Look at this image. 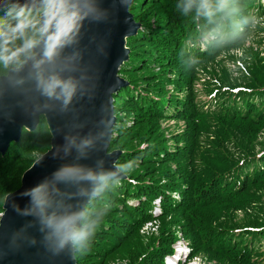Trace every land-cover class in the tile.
Wrapping results in <instances>:
<instances>
[{"label":"trees","instance_id":"1","mask_svg":"<svg viewBox=\"0 0 264 264\" xmlns=\"http://www.w3.org/2000/svg\"><path fill=\"white\" fill-rule=\"evenodd\" d=\"M10 7L0 9V28ZM129 11L140 26L126 40L129 56L118 73L128 83L113 95L108 149L120 150L124 177L111 178L85 207L89 219L105 214L88 248L75 251L77 264H165L180 237L192 256L216 264H264V221L256 222L264 211V57L261 65L232 53L247 41L253 18L264 16V0H135ZM22 44L16 38L7 46L15 52ZM211 65L219 69L208 71ZM201 70L209 75L208 100L194 86ZM166 117L184 123L170 138L154 129ZM49 147L41 117L0 153V213L5 195ZM232 209L251 210L247 226L233 222ZM152 218L158 233L140 234Z\"/></svg>","mask_w":264,"mask_h":264},{"label":"water","instance_id":"2","mask_svg":"<svg viewBox=\"0 0 264 264\" xmlns=\"http://www.w3.org/2000/svg\"><path fill=\"white\" fill-rule=\"evenodd\" d=\"M133 1L96 0L106 10L105 16L98 20L89 16L76 23L72 40L59 57L64 74H71L79 81L78 90L66 110H61L59 102L41 96L31 81L18 93L10 90L0 96L1 154L20 139L23 129L35 130L41 117L50 133L49 149L23 172L20 186L4 198L0 215V264H77L75 252L51 255L40 243L41 234L37 228L27 227L29 223L35 225L36 221L26 214L31 201L26 193L37 186L53 183L55 174L69 164L93 166L97 172L115 171L112 178L124 177L116 167L120 152L108 149L116 118L113 95L128 83L118 73L129 56L126 40L136 34L140 26L129 11ZM13 4L30 7L35 4L38 9L41 0H0V9ZM12 75L27 77V66ZM66 136L76 138L77 142L82 138L93 140V146L86 150L87 158L77 159L75 150L65 155ZM81 187L88 193L81 198L79 210L84 211L96 196H92L94 185L85 183ZM60 188L65 185L61 184ZM25 237H35L37 243L30 245Z\"/></svg>","mask_w":264,"mask_h":264},{"label":"clouds","instance_id":"3","mask_svg":"<svg viewBox=\"0 0 264 264\" xmlns=\"http://www.w3.org/2000/svg\"><path fill=\"white\" fill-rule=\"evenodd\" d=\"M126 2V0H124ZM35 9V11H34ZM106 10L96 0H41V7L35 4H13L7 11V20L0 28V64L6 70L0 78V96L10 90L18 93L31 81L36 91L48 100L57 101L61 110H66L76 94L79 81L71 74L65 75V68L59 64L61 52L72 40V32L78 21L91 16L101 19ZM14 21V23H13ZM37 25H39L37 29ZM35 29L30 35L29 30ZM20 38L22 46L15 52L8 48V42ZM27 66V77H14ZM65 155L72 150L77 159L87 158V149L93 146L91 138L65 137ZM117 169L124 167L116 163ZM115 171L97 172L93 166L69 164L63 166L50 185L37 186L29 193L31 201L26 212L35 218V225L41 234L40 243L53 256L85 251L102 222L105 211L89 219L81 208V198L88 195L82 184L94 185L92 196L101 193L108 186ZM118 183V182H117ZM65 185L61 189L60 185ZM83 220L82 226L78 221ZM30 245L37 243L35 237H25Z\"/></svg>","mask_w":264,"mask_h":264},{"label":"rangeland","instance_id":"4","mask_svg":"<svg viewBox=\"0 0 264 264\" xmlns=\"http://www.w3.org/2000/svg\"><path fill=\"white\" fill-rule=\"evenodd\" d=\"M250 26H253L250 30L249 36L247 41L241 48H235L232 50L234 55L240 56L242 59L251 60L254 57L258 58L259 63L262 65L261 57H264V16L262 17H254L253 20L250 22ZM249 26V27H250ZM250 48H258L260 51L259 55L250 51ZM226 67L232 72L233 75H237V67L232 62L227 60ZM219 69L218 65H211L208 71H215ZM206 71H199L197 76H199V80L194 83L195 88L200 91V95L202 99L208 100L207 93L203 90L205 81L209 78V75H205ZM120 77H122L119 74ZM125 81L126 79L122 77ZM114 103V102H113ZM170 117V116H169ZM166 117L164 119H160L154 129H156V134H158V128L165 129V137L170 138L175 132H178L182 129L184 123L182 119H173ZM261 138V137H260ZM262 139L264 140V132L262 134ZM118 150L119 149H113ZM112 151V150H111ZM43 154V153H42ZM40 154L37 157H40ZM36 160V159H35ZM34 160V161H35ZM33 161V162H34ZM32 162V163H33ZM122 172V171H121ZM123 173V172H122ZM262 199L264 200V192L261 194ZM154 206L157 208L160 207V199L156 198L154 200ZM234 214L233 222L243 224V226H247L249 221V217L247 213H250L251 210H243V209H232ZM155 213V211H154ZM264 221V211L259 213L256 218V222L262 223ZM148 223H151L149 227H146ZM159 229V220L156 218H152L146 221L139 229L140 234L144 236H150L152 234H157ZM174 252L171 254L165 255V264H216L215 261H210L208 258H205L203 254L193 255L191 254V248L188 242L183 238L180 237L177 241L173 243ZM126 264L125 260H114L109 262L108 264Z\"/></svg>","mask_w":264,"mask_h":264},{"label":"built area","instance_id":"5","mask_svg":"<svg viewBox=\"0 0 264 264\" xmlns=\"http://www.w3.org/2000/svg\"><path fill=\"white\" fill-rule=\"evenodd\" d=\"M151 225V223H148L146 227H149Z\"/></svg>","mask_w":264,"mask_h":264}]
</instances>
